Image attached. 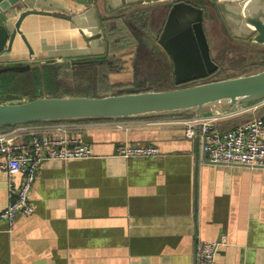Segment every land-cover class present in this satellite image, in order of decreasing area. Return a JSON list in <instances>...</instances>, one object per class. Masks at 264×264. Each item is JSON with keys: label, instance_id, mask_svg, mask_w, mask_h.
Segmentation results:
<instances>
[{"label": "crops", "instance_id": "crops-1", "mask_svg": "<svg viewBox=\"0 0 264 264\" xmlns=\"http://www.w3.org/2000/svg\"><path fill=\"white\" fill-rule=\"evenodd\" d=\"M24 1L52 15L24 20L34 53L18 37L14 51L1 57V68L62 60L82 66L108 58L119 66L108 75L113 86L175 85L173 56L182 63L188 53L172 36L160 43L172 4ZM221 2L233 21L235 13L252 7L251 0ZM191 18L174 13L171 20L174 25ZM242 113L221 117L219 128ZM187 118L32 123L70 126L95 155L42 163L30 194L34 214H19L13 226L0 220V264H195L197 238L222 236L227 244L217 251L220 264H264V168L208 162L201 139L185 135ZM125 144L156 145L161 155L126 158L119 154ZM20 182L18 176L16 186ZM9 201L8 176L0 168V212Z\"/></svg>", "mask_w": 264, "mask_h": 264}, {"label": "water", "instance_id": "water-1", "mask_svg": "<svg viewBox=\"0 0 264 264\" xmlns=\"http://www.w3.org/2000/svg\"><path fill=\"white\" fill-rule=\"evenodd\" d=\"M77 1L90 5L98 0ZM163 1V5L172 4L173 8L160 43L165 45L172 36L171 41L181 43L188 53L182 63L172 55L173 87L156 90L126 86L109 94L94 91L90 96H42L1 102L0 129L38 122L227 117L264 104V0H251L252 7L235 13L234 21L228 19L221 0L203 2L208 17L203 16L202 6L194 0ZM252 9L253 14L247 16ZM174 13L192 16L191 22L174 20L173 25ZM32 15L51 16L52 12L24 0H0V62L4 54L18 46V37L30 54L34 53L22 30L24 20ZM75 64L79 62L62 60L47 65L70 68ZM29 65L1 68L0 64V73L23 71Z\"/></svg>", "mask_w": 264, "mask_h": 264}, {"label": "built area", "instance_id": "built-area-1", "mask_svg": "<svg viewBox=\"0 0 264 264\" xmlns=\"http://www.w3.org/2000/svg\"><path fill=\"white\" fill-rule=\"evenodd\" d=\"M259 107L251 110H256ZM221 117H190L182 120L188 139L200 138L204 158L212 164L264 168V116L237 128H219ZM65 125H20L0 132V168L9 181V204L0 212V220L11 226L19 214L31 216L35 207L30 197L43 162L82 160L94 157L93 147ZM119 154L126 158H152L161 155L156 145L125 144ZM21 182L16 186V179ZM227 244V237L209 241L197 238L195 264H220L216 254Z\"/></svg>", "mask_w": 264, "mask_h": 264}, {"label": "rangeland", "instance_id": "rangeland-1", "mask_svg": "<svg viewBox=\"0 0 264 264\" xmlns=\"http://www.w3.org/2000/svg\"><path fill=\"white\" fill-rule=\"evenodd\" d=\"M29 64L23 71L0 73V103L20 102L42 96H90L94 91L109 94L125 88L113 86L112 82L108 81L105 77L107 67L100 66L98 74L91 75L86 73V67H80L78 64L70 68H55L42 62ZM6 130L8 128H2L0 132Z\"/></svg>", "mask_w": 264, "mask_h": 264}, {"label": "trees", "instance_id": "trees-1", "mask_svg": "<svg viewBox=\"0 0 264 264\" xmlns=\"http://www.w3.org/2000/svg\"><path fill=\"white\" fill-rule=\"evenodd\" d=\"M250 112V113H249ZM264 116V104L259 106V108H257L254 111H248V112H244L242 114H238L235 115L231 118L227 119L226 124H224V128L222 130L224 131H228V130H232L234 128H237L239 125L250 121L254 118H261ZM7 129V128H5ZM10 129V128H8Z\"/></svg>", "mask_w": 264, "mask_h": 264}, {"label": "flooded vegetation", "instance_id": "flooded-vegetation-1", "mask_svg": "<svg viewBox=\"0 0 264 264\" xmlns=\"http://www.w3.org/2000/svg\"><path fill=\"white\" fill-rule=\"evenodd\" d=\"M100 66H102L104 68L105 67L108 68V72L107 73L105 72L107 74V76H105V77H107V78H108V75L110 73H112L114 70L115 71H118V68H119V66L117 67V60H115V59H108V58L106 60H104L102 63H95L94 62V63H91V64L82 65L80 67H86V68H84L85 71H87L86 73H89V74L91 73V75L93 73V75H94L96 73L98 74V67H100Z\"/></svg>", "mask_w": 264, "mask_h": 264}]
</instances>
